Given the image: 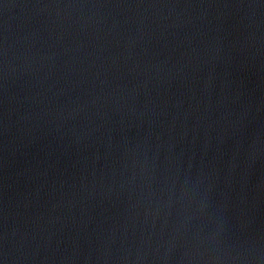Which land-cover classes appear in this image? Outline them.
Here are the masks:
<instances>
[{
  "label": "water",
  "instance_id": "obj_1",
  "mask_svg": "<svg viewBox=\"0 0 264 264\" xmlns=\"http://www.w3.org/2000/svg\"><path fill=\"white\" fill-rule=\"evenodd\" d=\"M0 264H264V0H0Z\"/></svg>",
  "mask_w": 264,
  "mask_h": 264
}]
</instances>
